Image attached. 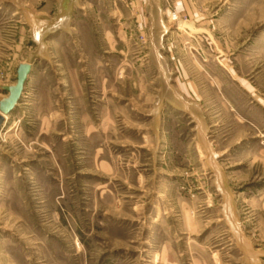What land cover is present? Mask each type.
Segmentation results:
<instances>
[{
	"label": "rangeland",
	"instance_id": "obj_1",
	"mask_svg": "<svg viewBox=\"0 0 264 264\" xmlns=\"http://www.w3.org/2000/svg\"><path fill=\"white\" fill-rule=\"evenodd\" d=\"M25 63L0 264H264V0H0Z\"/></svg>",
	"mask_w": 264,
	"mask_h": 264
},
{
	"label": "water",
	"instance_id": "obj_2",
	"mask_svg": "<svg viewBox=\"0 0 264 264\" xmlns=\"http://www.w3.org/2000/svg\"><path fill=\"white\" fill-rule=\"evenodd\" d=\"M31 70L32 65L30 63L19 65L16 71L15 84L0 87V90L7 94L6 98L0 99V125L3 123V117L11 114L18 104Z\"/></svg>",
	"mask_w": 264,
	"mask_h": 264
},
{
	"label": "crops",
	"instance_id": "obj_3",
	"mask_svg": "<svg viewBox=\"0 0 264 264\" xmlns=\"http://www.w3.org/2000/svg\"><path fill=\"white\" fill-rule=\"evenodd\" d=\"M83 22V21H82ZM84 23V22H83ZM66 33H67V31H66ZM31 72L33 73L34 72V69H32L31 70ZM75 76V79L77 78L76 77V75H74ZM158 111H159V107H158ZM5 121V120H4ZM224 195H225V193H224ZM228 197L227 196H224V202H225V205H226V210H227V207H228V202H227V200H225V199H227ZM227 211H229V210H227ZM227 216H228V219H231L232 220V224H233V215L232 214H230V211L229 212H227ZM233 231V230H232ZM234 232V231H233ZM235 234V233H234ZM237 243L239 244V247L241 248V250H242V258L244 259V264H257L256 262H255V259H254V257H253V254H252V252H251V250H250V248H248V247H246V245L241 241V240H238L237 239Z\"/></svg>",
	"mask_w": 264,
	"mask_h": 264
},
{
	"label": "bare ground",
	"instance_id": "obj_4",
	"mask_svg": "<svg viewBox=\"0 0 264 264\" xmlns=\"http://www.w3.org/2000/svg\"><path fill=\"white\" fill-rule=\"evenodd\" d=\"M4 120H5V121L8 120V115L3 117V121H4ZM222 190H223V189H222Z\"/></svg>",
	"mask_w": 264,
	"mask_h": 264
}]
</instances>
